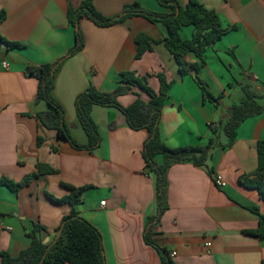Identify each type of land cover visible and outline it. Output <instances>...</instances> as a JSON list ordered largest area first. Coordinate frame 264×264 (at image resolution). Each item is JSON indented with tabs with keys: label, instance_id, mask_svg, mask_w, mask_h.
<instances>
[{
	"label": "crops",
	"instance_id": "obj_1",
	"mask_svg": "<svg viewBox=\"0 0 264 264\" xmlns=\"http://www.w3.org/2000/svg\"><path fill=\"white\" fill-rule=\"evenodd\" d=\"M82 1L0 0V38L22 45L10 48L0 39V179L17 183L38 174L18 191L0 186V223L12 228L0 229V253L18 258L31 246L35 224L43 226L45 231L39 236L50 243L63 218L76 211L101 233L106 264H162L160 253L145 241L148 224L158 214L155 176L147 173L142 155L147 129L132 130L115 107L94 106L91 116L101 145L89 152L74 149L37 118L38 113L51 109L46 102L35 103L39 82L25 69L54 63L74 46L75 29L67 11ZM178 2L185 6L189 0ZM199 2L218 14L226 34L207 48L203 61L193 53L186 61L201 65L197 76L217 100L205 98L196 73L181 76L163 42L136 58L138 34L157 41L167 35L162 23L143 17L110 27L81 18L85 46L62 65L54 97L65 111L72 136L87 144L75 107L80 94L90 85L100 92H113L127 71L147 76L150 87L158 92L157 75L164 73L173 85L161 116L163 142L170 148L205 146L214 138L216 146L207 165L226 186L217 187L207 168L192 161L173 165L168 172V208L154 225L153 240L169 251L175 264H264V240L245 233L258 229L260 217L251 208L264 215V201L258 190L241 182L252 179L258 167V142L264 140V99L257 100L262 113L241 124L232 146L222 130L230 117L229 108L246 100L244 86L264 95V0ZM132 3L170 12L157 0H94L105 17L119 15ZM193 31L192 26H185L180 34L190 39ZM139 93L149 100L133 88L118 101L129 107ZM212 123L218 128L212 129ZM155 159L157 164L163 163V156ZM38 165L55 173L40 174ZM63 183L87 187L81 203L54 201L70 195Z\"/></svg>",
	"mask_w": 264,
	"mask_h": 264
},
{
	"label": "trees",
	"instance_id": "obj_2",
	"mask_svg": "<svg viewBox=\"0 0 264 264\" xmlns=\"http://www.w3.org/2000/svg\"><path fill=\"white\" fill-rule=\"evenodd\" d=\"M158 3L169 9L170 12H155L142 7L139 3L127 4L123 11L114 17H105L95 7L94 0H83L79 7L69 6L67 18L69 24L75 29V44L65 56L54 63L44 65H27L25 73L34 77L39 82L35 103L46 102L50 111L38 113L37 118L43 126L57 131L60 138L66 140L76 150L92 152L101 145V137L98 127L94 122L91 111L94 106L115 107L125 116L132 130L147 129L148 138L143 147L147 173L155 176L157 190L158 214L151 219L145 234L147 244L155 247L162 257V264H175L166 248L159 246L153 240L154 225L159 222L161 215L168 208V172L170 168L179 163L192 161L197 167L207 168L212 177L215 176L213 169L207 163L211 157V151L216 146L215 139H210L205 146H184L178 148L168 147L162 140L160 122L163 108L167 102L169 91L173 81L168 80L164 73L157 75L160 81L158 92L153 90L148 82V77L138 75L136 72L127 71L121 74L120 85L113 92H100L93 85L76 98L75 107L79 122L88 137L87 144H81L71 134L66 122L65 111L54 97L55 80L64 64L70 57L76 55L85 46L84 36L80 30V20L88 17L99 27H110L133 17H143L152 23H162L167 35L163 40H154L144 33L136 36V58L140 59L146 52L153 50V45L164 43L166 49L173 55L181 76L196 73L197 83L203 90L205 98L217 100L208 89L207 84L197 75L201 65L191 64L186 61V56L193 53L200 61L204 60L207 48L217 44L226 34L222 22L214 10L207 9L199 0H189L187 5L182 6L178 0H157ZM4 13L1 14V19ZM185 26H192L194 31L190 39H183L180 31ZM10 48H20L19 43H11L3 38ZM233 55V53L231 52ZM133 88L145 93L149 100L141 98L140 93L129 107H123L118 98L128 94ZM246 100L240 104H233L229 108L230 117L222 126L223 132L229 138L228 146H232L237 138L241 124L250 117L262 113L263 107L257 100L264 99V95L255 93L249 86H244ZM39 145L42 140L39 138ZM163 156V163L157 164L156 156ZM40 174H53L55 170L48 166L38 165ZM38 174L25 177L15 183L7 178L0 179V186H7L13 191L29 185ZM252 179L246 177L242 183L258 190L264 201V140L258 142V167ZM70 195L63 199H54L57 203L69 202L76 205L82 202V196L87 187H75L63 183ZM251 210L260 217L259 227L256 230L245 231L247 234L264 240V215L259 209ZM45 229L35 224L31 234V246L23 251L18 258H12L7 252H1L0 264H106L103 252V239L99 230L90 222L81 217L76 211L65 216L60 227L56 230L55 237L50 243H45L39 233Z\"/></svg>",
	"mask_w": 264,
	"mask_h": 264
},
{
	"label": "built area",
	"instance_id": "obj_3",
	"mask_svg": "<svg viewBox=\"0 0 264 264\" xmlns=\"http://www.w3.org/2000/svg\"><path fill=\"white\" fill-rule=\"evenodd\" d=\"M3 67L5 69H7V67H8L7 62H3ZM210 126H211L212 129H217L218 128V125L216 123H212ZM213 179H214L215 185L217 187L224 188L226 186V183L223 181L222 177H220L219 175L215 174V176L213 177ZM101 205L104 206L105 205V202H101ZM0 229L1 230H7V231L12 230V228H10V227H4L3 224H1V223H0ZM175 255H176V253L173 252L172 253V256H175Z\"/></svg>",
	"mask_w": 264,
	"mask_h": 264
},
{
	"label": "water",
	"instance_id": "obj_4",
	"mask_svg": "<svg viewBox=\"0 0 264 264\" xmlns=\"http://www.w3.org/2000/svg\"><path fill=\"white\" fill-rule=\"evenodd\" d=\"M46 234H48V233H46ZM42 240H45V236H42Z\"/></svg>",
	"mask_w": 264,
	"mask_h": 264
}]
</instances>
